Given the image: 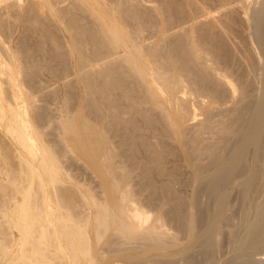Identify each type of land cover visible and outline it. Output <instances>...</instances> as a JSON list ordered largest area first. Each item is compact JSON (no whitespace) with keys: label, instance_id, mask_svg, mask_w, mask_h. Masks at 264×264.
Listing matches in <instances>:
<instances>
[{"label":"bare ground","instance_id":"obj_1","mask_svg":"<svg viewBox=\"0 0 264 264\" xmlns=\"http://www.w3.org/2000/svg\"><path fill=\"white\" fill-rule=\"evenodd\" d=\"M141 1L158 3L72 0V8L82 13L74 18L57 8V0H28L26 13L17 11L24 0H0V29L13 19L14 25L7 24L11 30L6 28L13 32L11 37L24 22L40 24L35 7L45 12L43 25H52L51 31L56 26L62 35L64 42L57 46L63 49L61 60L72 63L78 75L83 72L81 79L91 103L101 96L102 120L108 118L100 127L102 117L96 107L89 119L77 111L60 115L59 133L67 150L84 157L103 186L102 199L81 193L92 212L80 219L68 198L58 196L55 185L66 180L57 164L59 158L30 115L33 103L23 87L24 77L34 74L27 70L31 68L29 51L25 54L23 47L0 37V129L25 165L20 167L25 183L16 191L20 197L1 210L12 238L0 245V264H104L124 253L129 248L123 246L131 243H137L135 249L154 250L157 256H152L153 262L164 260L165 264H264V1L252 14L250 28L256 49L250 67L255 73L254 88L247 83L249 76L243 79L244 72L241 77L234 75V80L224 72L230 54L227 52V61L220 58L224 53L215 56L206 38L209 29L203 34L205 30L194 24L204 15V11L197 12L196 3H185L191 5L187 16L191 15L192 24L185 13L187 20L173 18L175 14L182 18L179 12L172 13L179 0L174 4L167 0L166 8L152 5V11L164 17L158 23L151 19L153 12L140 9ZM200 1L208 2L202 10L207 7L209 15L230 4L229 0ZM187 22L191 26L184 28ZM179 27L181 32L176 35ZM44 29V33L39 30L43 42L50 35ZM56 36L50 39L58 43ZM100 62L102 82L98 86L96 79L93 81L94 71H89ZM4 83L9 84L8 90ZM161 137L178 142L189 168L183 175L176 171L170 178L166 176L167 185L166 180L161 184L166 188L170 183L168 191L163 189L166 205H170L166 227L161 212L151 216L140 203L129 180L130 172L137 168H141L142 177L152 176L155 170L163 176L169 172L164 165L168 142ZM154 177H144L146 188H152ZM50 186L56 189L55 196ZM108 234H112L110 239L113 235L121 239L117 248L110 249L111 240L105 242ZM137 257L122 259L130 262ZM140 257L132 264L152 262L148 256Z\"/></svg>","mask_w":264,"mask_h":264},{"label":"rangeland","instance_id":"obj_2","mask_svg":"<svg viewBox=\"0 0 264 264\" xmlns=\"http://www.w3.org/2000/svg\"><path fill=\"white\" fill-rule=\"evenodd\" d=\"M57 1H58V3L60 1L59 4L57 3V8L58 9L60 8L59 10L62 9L63 13H64V11L67 10L66 11L67 14H66V12L64 14L67 15L68 17L69 16L71 17L74 15L73 17L76 18V16L79 15L78 13H80L82 15L80 10H76V9L72 8V6H71V4L73 3L72 0L71 1L63 0V3H62V0H57ZM154 1H158V3L160 5L163 4L162 7H164V8H166V6H168L167 4L169 3V1L167 2V0H165V1L164 0H154ZM170 1H172V0H170ZM176 1H178V0H176ZM176 1L173 0L171 3L174 4V2H176ZM181 1H182V3H181ZM230 1H233V2H230ZM241 1L242 2H240V0H229L230 4L228 3L229 5H226V7H224V8L222 7L223 10L225 9L224 11L222 10V8H219L218 11L220 10L221 12L220 11L218 12L216 9L213 11L215 13L216 12H218V13H216V14L212 13L213 15L212 14L209 15V13H211V11L209 12L207 10L208 2H207V5H205L206 2L204 3L203 1H200V0L199 1L198 0H188L189 3L190 2L192 3V6L196 5V8L195 7L194 8L197 10V12H198V9L200 10V12L201 11H204V12L207 11V13L201 12L204 15H201V17H199L200 21H199V19H196L194 21L195 22L194 24L197 28H200V27H198L200 25L202 30H205V32L203 31V34L206 33V29H209L208 30L209 32L207 31L208 35L207 34H205V35H207L206 38H207L208 43H209V41L211 42V44L216 42V43H214L215 46L209 44L212 51L214 52L215 56L217 54V57H218V55H222L224 53V56H220V58L222 59V57H224V60H226L227 59L226 56L230 54L228 56L229 58L227 59L230 61L226 60L227 61L226 63L228 64L229 67L226 66L227 67L225 69L226 71H224V70L223 71L227 72L229 77L230 78L232 77L231 79H233V80L237 79L238 76L241 77L242 73L244 72L243 73L244 74L243 79L244 78L246 79V77L249 76L247 78L248 79L247 83L250 82V84L248 83L250 85V88H254L255 84H256L255 83L256 79L254 80L255 73L252 72V69H250V67L252 68L251 61H252V59H255L254 55H256V49L252 43L253 42V40H252L253 39V37H252L253 32H252V29H250V28H252V24L254 22L253 21V15L255 14V11L257 9L259 10L261 8L260 5L263 3L264 0H244V2H243V0H241ZM24 2H25V4L23 3L22 7L20 9L18 8L17 11L19 10V12H20V10L22 9L21 12L26 13V10H27L26 7L28 8V5H27L28 0H24ZM29 2H30V0H29ZM66 2H67V4H66ZM186 2H187V0L186 1L185 0H179L178 4H177L178 6L176 5V3H177L176 2L175 6L177 7L178 10L173 5V7L175 8L174 9L175 11L172 10V13H175V12L178 13L179 12L180 16H182V18L179 17V14H178V16L176 14H175V16H173V18L176 20L178 18L180 19V20H177V22H179L181 20H183V21L187 20V18H189V21H190L191 15H190V17H188L189 16L188 12L190 10L189 8H191V7H189V6H191L190 5L191 3L190 4L188 3L185 5ZM153 3L148 4L146 2L143 3V1H141L139 3L140 4L139 7L142 5L140 8L141 10L145 7L146 8V9H144L145 11L148 9L147 11L153 12L152 11L153 10L152 5L158 4L157 2H155V4H153ZM210 3H212V1L211 2L209 1V5H210ZM193 4H195V5H193ZM66 5H68V6H66ZM150 5H151V7H150ZM179 5L181 6V8H179L180 7ZM0 6H2V5H0ZM205 6H207L206 10H202ZM171 8H172V6H171ZM35 9H36V7L34 8V13H36V15L39 14L37 16L40 17V24H38L39 23V21H38L37 26L36 25L31 26L32 24H30L28 22H24L22 24V26L19 27V29H17L16 23H15L14 28H16L17 31L14 33L13 37H11L10 34H13V32L10 31L11 30L10 26H12L10 24L14 25V22H13V19H10V24L6 23L5 25L2 26V30L0 29L1 30L0 31V37L2 36L1 39L4 38L3 40L6 39V40H8V42H9V39H11L10 41L12 42V44H14L17 47H20V49L24 48L23 51L24 50L26 51V52H24L25 54H27L29 51V53L27 54L28 60H29L28 64L30 63L31 66H28V67H31V68H27V70L28 71H30V70L34 71V74H32L31 76H25L24 77L23 87H25L27 92H29V94H30L29 97L31 98V101L33 103V106L31 107V114L30 115H31V118H32L34 124H36V127L38 126L39 128L38 127L37 128L39 130H41V132L44 134V136H43L44 140H46L47 143L49 144V146L52 147L55 155L57 156L56 159L58 160V158H59V161L57 162V164H60L58 166H59L60 170H62V174L66 180L64 179L65 180L64 182H59L55 185V187L58 191L57 192L58 196L61 199H64V198L67 199L68 198L69 203H70L69 205L73 208L74 213H76L75 214L76 217L78 216V218L80 217V219H81L82 216H83V218H85V216H89L92 212V210L89 209V207L87 205H85V202H84V199H83L81 193L82 192L89 193V194L93 195L95 198L98 197V199H102L104 196L102 194L103 193V191H102L103 186L101 185V181H100L99 177L96 175V173L93 171V169L90 166H88L89 164L87 163L86 159L76 152H71V151L67 150L68 144L62 140V137L60 136V133H59L60 132L59 120H60L63 112H66L67 115L68 114L73 115V114H76V111H77V113L79 112V114H81L82 117H84V118L86 117L89 119L88 116L92 115L91 109L92 108L94 109L95 107L97 109L98 115H100V117H102L103 116L102 114L104 112V108H103L104 106H103V103L101 102L102 101L101 96H98L95 104L91 103L92 102L91 101V98H92L91 94L87 92V90L83 86L84 81L81 79L83 76V74H82L83 72H81L78 75L77 73L74 72L72 63L70 65V62H67V61L63 62V60H61L62 58H60L59 54L61 53V51H63V49H60L57 46L59 43L63 44L62 42H64L63 40H61V39H63L61 37L62 35L60 33H58V30L55 28L56 27L55 25H53V27L55 26L53 31H51V29H50L51 28L50 26H52V25L48 26L49 29H48V27H46V25H43V24H45V22H46L45 19L47 18L46 15L43 14L45 12L38 11V9H36V10ZM154 13H155V15H154ZM190 13L191 12H189V14ZM151 14H153V17L151 16L152 17L151 19L156 20L155 22H158V23L160 22V20H162V18H164L163 16H161L162 14L158 15L156 12H153ZM183 14L186 15L187 18H185ZM218 14H219V16H218ZM205 15H207V16L205 18H203L202 16H205ZM248 15L250 18L248 17ZM44 17H46V18L44 19ZM78 17H80V16H77V18ZM24 18L26 19V17H24ZM176 20H175V22H176ZM36 22L34 24H36ZM190 23L192 24V20L190 21ZM202 23L204 24L205 27L203 26ZM7 24H9L10 26ZM52 24H54V23H52ZM191 24H189V22L184 23L183 27L185 28L186 25L190 27ZM41 25L43 28L40 27ZM38 26L41 28V30H40V28L38 29ZM181 27H179V29L177 28L176 35H177V33L181 32V30H180ZM6 28H8V29L10 28V30H8V29L6 30ZM186 28H188V27H186ZM201 28H200V30H201ZM43 29L45 30V34H46V32L48 33V35L50 33L49 37L46 36L47 40L45 39L44 42H43V40L45 37H40L41 36L40 34L43 31ZM155 29H157V28L154 27L153 30H155ZM39 30L41 32H39ZM3 31L5 32L4 34H3ZM12 31H14V30L12 29ZM1 33H2V35H1ZM43 33H44V31H43ZM53 34L58 36V38H57L58 43H56V41H51L52 39H50V37H52ZM146 34H147V32H146ZM210 34H211V37L209 36ZM8 36H9V38H8ZM16 37H17V39H16ZM209 38H210V40H208ZM49 39H50V41H49ZM222 45H224L223 48H226V49L221 48ZM217 46H220V47H217ZM0 47H1V43H0ZM21 47H23V48H21ZM214 47L216 49H214ZM65 50L66 49H64V51ZM222 50H224V51H222ZM53 52H54V54H53ZM227 52H229V54ZM225 53H226V55H225ZM244 54H246V55H244ZM230 56H231V58H230ZM250 56H252V57H250ZM253 56H254V58H253ZM29 57H31V58H29ZM30 59L32 60V62ZM234 61H236L237 63ZM248 63H249V65H248ZM227 64L224 63V65H227ZM97 65H98V68H97ZM97 65L96 66L93 65V66H95V68L92 66L91 67L92 69L90 67H88V68H86V70H88L90 68L89 72H92V70L94 71V72H92V74L94 73L93 76L95 75V77L93 78V81L96 79L94 82L95 85L97 82V85L101 86L100 84L102 82V80H101L102 77L99 74L100 73L99 70L102 68L101 65H103V64H102V62H100ZM40 67H44L45 69H43V70L45 72L43 70H40ZM232 67H234V68H232ZM35 68H38V69H35ZM228 68H229V70H228ZM35 70H36V72H35ZM38 70H40V71H38ZM228 71H230V72H228ZM232 71H233V74H232ZM73 73H75V74H73ZM229 73H231V74H229ZM238 73L240 75H238ZM245 73H246V75H245ZM248 73L249 74L251 73V74L249 75ZM230 75H232V76H230ZM234 75L237 77L235 78ZM250 76H251V78H250ZM99 82H100V84H98ZM7 84L8 83H4V87L6 89L9 87V84L8 85ZM251 84H253L252 85L253 87H251ZM28 87H30V88H28ZM30 91H31V93H30ZM100 108H101V110H100ZM70 113H72V114H70ZM102 119H104V118L102 117L100 119V127H104L106 124L104 122L108 121L107 120L108 118L106 120H102ZM161 138H163V141H165V143L168 142V144H167L168 145V147H167L168 152L166 151L167 152L166 157H165L166 160H164L165 161L164 165L166 164L165 166H167L165 168V171L166 170L169 171L168 173L166 172L168 175L166 173H165L166 175L164 174V176H163V174L160 175L156 170L154 171V173H152V176L148 175V177H154L155 176L153 178V180L155 179L154 183H153V181H151V183L154 184L155 186L152 185L151 189L146 188L147 185L146 186L144 185L146 183L144 181V177H145V180H147L148 177H147V175H144V177H142L143 175H142V173H140L141 168H137V169L131 171L129 174V176L131 178L129 177L130 178L129 180H130V186L132 188V191L135 194H137L136 196L138 199H140L139 200L140 203L143 202L142 204L145 206V208L151 212V214H152L151 216H153L156 213L161 212L160 214H162V216H163V221H164V224L166 227V225L168 223L166 221L168 219L166 214L168 215L167 212H169L168 207H170V205H166L167 203L165 201L167 199H165V198H167V196H166V194L164 196V193H166V191L169 190L170 183H168L169 187L166 186L167 189L165 188V185H167L168 179L170 178V176H172V174L174 172H176V171H177V173L181 172L183 175V174L187 173V171H189V168L187 167V164L184 161V159H182L183 155L181 153V149L178 145V142L175 140H169V138L167 139V137H165V140H164V137H161ZM160 139H159V141H162ZM113 140L116 141V138H114ZM63 142H65V143H63ZM64 144H66V147ZM175 145H177V146H175ZM66 151L68 154L66 153ZM65 154H67V155H65ZM179 157H180V159H179ZM19 159L20 158H19L18 151L16 150L12 141L4 134L3 130L0 129V213H1V210H3L4 206H6L7 204H8L7 206L10 205L9 202H11L13 199H17L20 197L19 193L18 192L16 193L17 188L18 189L21 188L23 186V184L25 183V181L24 182L22 181L24 179V175L21 171V168H25V165H23ZM169 168H170V170H169ZM186 169H187V171H186ZM171 171H173V172H171ZM183 171H185V172L183 173ZM179 175H180V173H179ZM166 176L169 177V178L167 177V180H166ZM141 177L143 179H141ZM149 180H150V178H149ZM165 180H166V182H165ZM155 181H156V183H155ZM22 182H23V184H22ZM162 183L165 184L164 187H162V185H163ZM136 185H138V186H136ZM141 186L143 188H141ZM172 187H173V185H172ZM174 187L177 189L178 186H174ZM134 188H136V189L134 190ZM145 188H146V190H145ZM164 188L166 189V191L163 190ZM49 189H50V192L52 191L51 194H53V196H55L56 195V189L54 191L53 186H50ZM152 189H154L155 191ZM80 190H81V192H80ZM162 190H163V192H162ZM14 195H16V196H14ZM39 195H40V193L38 192L37 196L39 197ZM167 195H168V193H167ZM154 197H156V198H154ZM152 202H154V203H152ZM89 212H90V214H89ZM85 214H87V215H85ZM2 215L3 214L1 213L0 214V242H1L0 245H2L4 243L7 244L10 241L9 239L12 238V234L10 233L11 231L8 228V224H6L7 222H5V217ZM111 236H112V234H108L106 239H105V242L109 239L108 241L111 240L113 245H111V246L109 245L111 248L108 246H107L108 248H106V246L103 245L104 249H109V248L113 249V247L115 248L121 242V239L117 240V238H115L116 237L115 235H113V237L110 239ZM127 245H130V247ZM127 245H124L123 247L126 246L130 250L129 249L124 250V253H121L122 256L120 254L118 256H115L117 258H115V257H113V258L110 257V259L108 258L107 262H105L104 264H118V263L122 264V262H123V264H132L133 263V262H131L132 260L136 261V259L142 255L145 258H143V257H140V258L146 259V256H148L147 257L148 259L151 258L150 260L152 262H150L148 260L146 262V264L147 263L148 264H165L164 260L153 262L154 258H152V256H155V255L157 256V252H155L154 250L152 251V249H135V246H137V243L136 244L131 243V244H127ZM132 245H134L132 247V248H134V250L131 249ZM101 247H102V245L100 246V249H101ZM0 249H1V247H0ZM128 254L131 256V258L136 257V255L138 257L135 259H132V260L130 259L131 260L130 262L128 260V262H129L128 263L127 260L125 261V259H122L123 257L125 258L126 256L130 257ZM133 254H134V256H133ZM120 256L122 258H120ZM117 259L119 261H117Z\"/></svg>","mask_w":264,"mask_h":264}]
</instances>
